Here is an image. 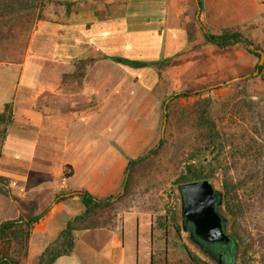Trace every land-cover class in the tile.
I'll use <instances>...</instances> for the list:
<instances>
[{"label": "crops", "instance_id": "obj_1", "mask_svg": "<svg viewBox=\"0 0 264 264\" xmlns=\"http://www.w3.org/2000/svg\"><path fill=\"white\" fill-rule=\"evenodd\" d=\"M195 1L104 0L68 9L47 0V17L35 20L22 61H0V112L12 105L1 154L22 166L2 173L34 193L47 189L43 202L32 199L41 218L30 231L24 264H39L66 221L81 213L71 206L80 191L107 198L117 190L122 170L144 148L142 129L158 108L152 93L161 67L205 42L206 32L233 29L246 37L264 21L259 0ZM130 133L133 145H126ZM65 167L70 175L58 189L66 197L50 203ZM116 226L75 231L73 252L53 264H154L152 223Z\"/></svg>", "mask_w": 264, "mask_h": 264}, {"label": "rangeland", "instance_id": "obj_2", "mask_svg": "<svg viewBox=\"0 0 264 264\" xmlns=\"http://www.w3.org/2000/svg\"><path fill=\"white\" fill-rule=\"evenodd\" d=\"M52 1L71 9L79 6V3L94 5L103 3L104 0H76V3H72V0ZM117 1V5H121L127 0ZM194 1L192 6L196 3ZM44 13L42 16L47 17L46 12ZM192 19L195 20L194 12ZM246 38L249 44L238 43L226 49L205 42L196 43L184 56L166 63L160 69L161 83L152 93L158 108L154 118L145 120L141 139L144 148L139 149V156L135 160L157 151L161 146L160 140H163V146L158 154L136 165L133 188L129 198L118 208L116 226L119 230L123 222L132 226L135 220L151 222V249L156 256L154 264H217L215 259L204 255L189 242L181 228L179 186L202 179H208L214 189L223 194L220 211L227 217L228 225L234 226L241 237L237 256L231 263L224 261L222 264H264V61L259 65V54L249 48L254 47L264 53V21L258 24L255 34L250 33ZM250 55L253 56V62H244ZM19 57V43L0 42V61ZM259 67L262 68L258 69ZM4 69L1 68L2 76ZM255 70H258L257 75H253ZM169 71L174 75L172 72L168 74ZM233 71L240 74L234 76ZM244 75L250 77L215 89H206ZM0 82L3 83L2 80ZM178 95L186 97L174 99ZM199 97L211 100L213 120L222 136L220 143L209 146L210 149L205 146L203 138L198 136L188 108ZM169 103L171 116L168 119L166 106ZM164 117L166 124L162 138ZM131 135L130 133L126 145H133ZM218 145L221 147L218 148ZM19 167L22 166L4 159L0 149V188L7 191V194H0V220L13 218L20 211L16 198L25 202L32 199L43 202L47 198V189L41 188L40 192L34 193L31 187L24 186L20 181L15 182L2 173L20 169ZM126 174L128 178L130 170L127 164L121 172L117 190L111 195L115 199L124 193ZM68 175L69 169L65 167L55 184L50 203L66 197L62 196L66 190L59 189ZM71 206L83 211L79 201ZM165 220L169 222L166 243L163 233ZM171 223L179 227L182 242L174 237ZM127 241L131 248V239ZM80 244L78 242L77 251L81 255L86 252L81 250ZM183 245L198 262L189 259ZM141 251L148 254V246ZM245 251L247 254L243 256ZM81 262L88 264L83 259Z\"/></svg>", "mask_w": 264, "mask_h": 264}, {"label": "trees", "instance_id": "obj_3", "mask_svg": "<svg viewBox=\"0 0 264 264\" xmlns=\"http://www.w3.org/2000/svg\"><path fill=\"white\" fill-rule=\"evenodd\" d=\"M43 3V0H0V42L5 43L9 41L16 44L19 43L20 45V57L18 59H8V61H22L32 26L35 20L42 18ZM203 37L206 43L212 44L220 49H226L238 43L249 44L246 37L233 29H224L220 34L206 32L203 34ZM249 52L257 55L252 51ZM261 68L259 67L258 69ZM180 97L186 96L178 95L174 96V99ZM188 108L193 117L195 130L198 136L203 138L207 149H210L209 146L211 145L219 144L222 136L213 120L211 100L206 97H199ZM166 109L169 119L171 116L170 103L167 104ZM11 121L12 105L11 103H6L0 112V149ZM160 143L161 146L158 150L163 146V140H160ZM219 147L221 146L218 145ZM192 148H194V145H192ZM158 150L151 152L150 156H146L145 158L141 157L128 161L127 168L130 170V174L124 184V193L120 197L116 199L113 196L97 198L86 191H80L78 197L83 211L67 221L56 241L50 244L40 255L39 264H53L57 258L70 255L74 249L75 231L100 228L108 230L114 229L117 222L118 208L129 198L131 189L133 188V175L136 173V165L158 154ZM182 179H185V177ZM0 194H7V191L0 188ZM15 201L18 203L21 211L20 215L13 220H7L0 224V264H10L9 262L14 264L25 263L30 231L41 218V214L36 213L38 207L35 201L25 202L18 198ZM221 207L222 205L218 211L222 216L224 229L229 235L233 246V259L237 256L238 244L241 242V237L234 229V226L228 225L227 217L220 211ZM183 248L188 253L191 261L198 262V259L184 245ZM246 254L247 251L242 255L246 256Z\"/></svg>", "mask_w": 264, "mask_h": 264}, {"label": "water", "instance_id": "obj_4", "mask_svg": "<svg viewBox=\"0 0 264 264\" xmlns=\"http://www.w3.org/2000/svg\"><path fill=\"white\" fill-rule=\"evenodd\" d=\"M249 48L259 54V65H262L264 53L256 50L254 47ZM257 74L258 70H255L253 75ZM249 77L250 75L235 77L225 83L206 87V89L209 90L219 86H226ZM163 112L164 114L166 113L165 106ZM165 124L166 117L163 118L162 138ZM179 191L183 220L192 224L194 234L206 243L228 244L230 242V237L224 229L222 216L218 212V207L222 204V195L219 191L214 189L213 184L208 179L190 181L181 184L179 186ZM9 263L14 264L11 262Z\"/></svg>", "mask_w": 264, "mask_h": 264}, {"label": "flooded vegetation", "instance_id": "obj_5", "mask_svg": "<svg viewBox=\"0 0 264 264\" xmlns=\"http://www.w3.org/2000/svg\"><path fill=\"white\" fill-rule=\"evenodd\" d=\"M220 194L222 195V202H223V194L221 192H220ZM179 196H180V191H179ZM180 199H181V196H180ZM219 207H218V210H219ZM180 208H181V206H180ZM180 222H181L182 232H183V234L186 235L187 240L189 242L193 243L197 247V249L199 251H201V253L215 259L217 261V264H222V262H224V261L231 262L232 257H233L232 256L233 246H232L231 241L228 244L206 243L194 234L192 224L190 222L183 220L182 213H181ZM168 224H169V222L165 220V226H164V230H163L165 243H166L165 238L167 237V234H168L167 233L168 232V230H167ZM170 227L172 229L174 237H176V239L179 242H182L181 232L172 223L170 224ZM150 234H152V236H153V228H152ZM187 255H188V253H187Z\"/></svg>", "mask_w": 264, "mask_h": 264}, {"label": "built area", "instance_id": "obj_6", "mask_svg": "<svg viewBox=\"0 0 264 264\" xmlns=\"http://www.w3.org/2000/svg\"><path fill=\"white\" fill-rule=\"evenodd\" d=\"M259 2L264 3V0H259Z\"/></svg>", "mask_w": 264, "mask_h": 264}]
</instances>
